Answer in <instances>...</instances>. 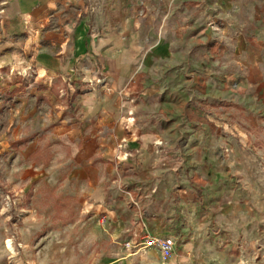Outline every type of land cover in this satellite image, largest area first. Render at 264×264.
<instances>
[{
    "label": "crops",
    "instance_id": "0c3cea01",
    "mask_svg": "<svg viewBox=\"0 0 264 264\" xmlns=\"http://www.w3.org/2000/svg\"><path fill=\"white\" fill-rule=\"evenodd\" d=\"M68 1L0 0V36L48 23ZM64 29L36 44L38 68L110 87L83 96L53 130L72 151L84 203L124 240L177 234L185 263L238 264L255 222L237 208L255 195L258 166L208 106L230 102L264 125V0H100L91 23Z\"/></svg>",
    "mask_w": 264,
    "mask_h": 264
},
{
    "label": "rangeland",
    "instance_id": "374dc122",
    "mask_svg": "<svg viewBox=\"0 0 264 264\" xmlns=\"http://www.w3.org/2000/svg\"><path fill=\"white\" fill-rule=\"evenodd\" d=\"M99 2L69 0L48 23H18L0 36V264H196V255L185 263L187 249L177 234H170L177 241L173 262L157 248L139 249L124 240L105 212L84 203L85 188L72 178V151L56 140L53 130L80 110L83 96L107 91L98 78L40 70L34 47L54 30L63 27L69 36L83 21L91 23ZM208 108L225 136L235 135L257 162L255 195L237 208L255 222L251 233L241 234L238 264H264V125L251 126L246 109L230 102ZM131 116L126 123L134 121Z\"/></svg>",
    "mask_w": 264,
    "mask_h": 264
},
{
    "label": "built area",
    "instance_id": "2783aa9c",
    "mask_svg": "<svg viewBox=\"0 0 264 264\" xmlns=\"http://www.w3.org/2000/svg\"><path fill=\"white\" fill-rule=\"evenodd\" d=\"M140 1L143 2L146 0ZM96 82L97 84H100L102 86L103 91L110 90V87L106 83L105 78H98ZM128 91L129 87L126 86L120 90V93L127 94ZM132 242H134L135 246H137L139 249L157 248L165 257H170L173 254L177 243L176 238H174V236H156L152 235L147 231L134 233ZM128 245H130V243H128Z\"/></svg>",
    "mask_w": 264,
    "mask_h": 264
},
{
    "label": "bare ground",
    "instance_id": "6f19581e",
    "mask_svg": "<svg viewBox=\"0 0 264 264\" xmlns=\"http://www.w3.org/2000/svg\"><path fill=\"white\" fill-rule=\"evenodd\" d=\"M90 97H93L92 93H90ZM7 245H8L9 247H12V244H11V240H10V239L7 240ZM169 259H170L171 262H173L174 257H173V256H170Z\"/></svg>",
    "mask_w": 264,
    "mask_h": 264
}]
</instances>
